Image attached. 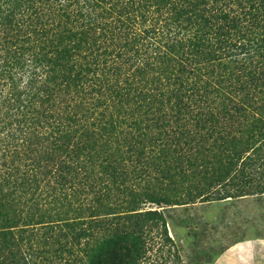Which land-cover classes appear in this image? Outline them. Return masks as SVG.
Instances as JSON below:
<instances>
[{"label": "trees", "instance_id": "1", "mask_svg": "<svg viewBox=\"0 0 264 264\" xmlns=\"http://www.w3.org/2000/svg\"><path fill=\"white\" fill-rule=\"evenodd\" d=\"M152 173L264 192V0H0V264H168Z\"/></svg>", "mask_w": 264, "mask_h": 264}, {"label": "rangeland", "instance_id": "2", "mask_svg": "<svg viewBox=\"0 0 264 264\" xmlns=\"http://www.w3.org/2000/svg\"><path fill=\"white\" fill-rule=\"evenodd\" d=\"M259 144L260 142L256 141L254 145L258 146ZM251 152L253 153V151ZM247 168L242 173H238L241 175L236 180L240 184V181L244 179L243 176L252 172V169L248 170ZM190 171H195L198 174L200 169ZM156 174L160 176L158 173ZM151 175L150 183L140 184L145 193L153 192L160 196H169L178 203L194 202L182 206L175 205L162 208L154 203L142 205L143 211L166 209L164 210V216L168 222V232L173 242L163 241L161 246L160 240H157V245L155 242L152 247L154 248L153 253H157L159 250L158 255L168 261V264H212L218 254L228 246L242 240L264 238V192L262 193V190L256 188L255 181L252 182L251 180L253 187L248 189V195L233 199L227 198L221 201L202 202L203 198H195V195L203 190L192 187L190 176L184 179L182 174L176 173L174 179L177 182L171 183L169 180H164V183L160 185L155 178V174L152 173ZM255 177H258L257 174H255ZM248 186L250 185L246 187ZM207 191L208 187L205 188L204 193ZM72 201H75V198L72 197ZM74 203L67 202L69 206L62 204V209L61 204L60 206L45 204L39 207L40 205L27 203L19 207L18 211L26 221H31V218H33L32 221L34 222L30 223H37V220L41 219L37 214L43 209L49 208L48 218H56L64 214L63 210L72 209ZM14 210L12 207L9 211ZM69 213L68 216L64 215V218L73 220L74 212ZM158 228L155 230H161L162 233V227ZM38 230L40 234H44L42 233L44 231L43 227L39 225L33 230L37 236L41 237L42 235L37 233ZM160 261L162 260L160 259Z\"/></svg>", "mask_w": 264, "mask_h": 264}, {"label": "crops", "instance_id": "3", "mask_svg": "<svg viewBox=\"0 0 264 264\" xmlns=\"http://www.w3.org/2000/svg\"><path fill=\"white\" fill-rule=\"evenodd\" d=\"M213 264H264V238L242 240L228 246Z\"/></svg>", "mask_w": 264, "mask_h": 264}]
</instances>
